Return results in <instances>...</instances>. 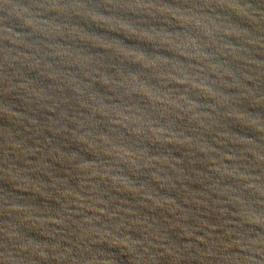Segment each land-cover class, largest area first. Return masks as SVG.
Here are the masks:
<instances>
[{"label": "water", "instance_id": "obj_1", "mask_svg": "<svg viewBox=\"0 0 264 264\" xmlns=\"http://www.w3.org/2000/svg\"><path fill=\"white\" fill-rule=\"evenodd\" d=\"M0 264H264V0H0Z\"/></svg>", "mask_w": 264, "mask_h": 264}]
</instances>
